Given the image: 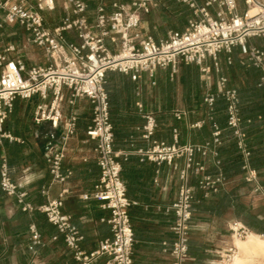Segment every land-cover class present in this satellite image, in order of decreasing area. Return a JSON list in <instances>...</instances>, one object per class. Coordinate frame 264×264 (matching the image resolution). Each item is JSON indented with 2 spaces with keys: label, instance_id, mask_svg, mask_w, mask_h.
<instances>
[{
  "label": "built area",
  "instance_id": "2783aa9c",
  "mask_svg": "<svg viewBox=\"0 0 264 264\" xmlns=\"http://www.w3.org/2000/svg\"><path fill=\"white\" fill-rule=\"evenodd\" d=\"M193 12L183 30H170L166 36L156 41L141 30L143 15L150 12L158 0H110L109 5L99 4L96 16L89 21L86 14V0H62L66 14L54 26L46 23V11L56 7V0H0V36L5 26H22L30 35L33 44L48 57L47 65L27 66L21 57L8 58L0 52V126L16 97L28 98L38 94L52 99L48 107L38 105L35 110L37 121L44 119L59 121L63 89L70 90L69 102L78 97H86L92 104L91 122L87 127L88 138L94 140V151L100 174L94 185L92 196L101 201L110 211L105 221L110 225L111 236L102 239L97 248L86 251L81 247L83 235L72 222L70 214L62 211V197L49 199L37 208L47 220L63 235V240L78 264H95L105 257L103 264H133V229L129 216L131 202L126 194V186L121 179V164L118 152L113 148V126L109 115V99L105 89V75L108 70L131 73L136 79L142 72L153 76L158 68L171 67L176 72L180 62L197 65L202 77L208 80L211 60L218 68V55L230 53L239 47L240 53L248 62L264 69V48L249 45L251 37L264 36V0H242L245 10H237V0H178ZM255 8L249 14L250 8ZM212 8H215L212 10ZM74 34L75 40L67 39L66 34ZM109 41L110 44L107 43ZM9 46L7 50H13ZM230 62V58H227ZM264 82V77L262 78ZM227 102V124L238 138V146L245 157L249 154L239 130L237 113V92L227 86V78L217 79V94ZM216 95L207 92L204 102L212 106ZM183 110H175V118L181 119ZM146 135L152 133L156 122L153 116H146ZM77 116L70 114L63 119L64 130L58 140L49 144L45 151V161L54 181H64L71 171H62V160L66 144L76 131ZM202 121L192 124L200 127ZM1 129V128H0ZM213 143L220 144V130L214 124ZM174 142L153 140L151 146L142 151L156 162L172 163L174 158L184 157L186 167L180 170V185L177 197L172 204L174 221L171 230L175 235L171 245L172 264H188L189 238L192 219L195 214L196 196L189 184V170L201 173L198 186L204 197H209L222 187L226 178L218 173H204L205 165L195 160V154L217 152L206 144H181L178 131L173 130ZM219 161L215 159V164ZM245 179H257L256 170L244 165ZM0 186L8 194L16 196L24 210L34 206L25 202V191L18 190L9 171L6 160L0 164ZM260 191V187L254 189ZM87 197V195H83ZM251 231L240 222H234L232 233L244 239ZM53 236L52 239H55ZM31 243H41V236L34 225L31 226ZM236 247H230L221 256L219 264H232Z\"/></svg>",
  "mask_w": 264,
  "mask_h": 264
},
{
  "label": "crops",
  "instance_id": "0c3cea01",
  "mask_svg": "<svg viewBox=\"0 0 264 264\" xmlns=\"http://www.w3.org/2000/svg\"><path fill=\"white\" fill-rule=\"evenodd\" d=\"M109 3L110 0L104 1L106 5ZM182 4L189 8L186 4ZM56 6L59 23L66 12L63 7L60 9L58 4ZM158 10L159 6L156 4L151 8L150 13L143 15L141 30L152 37L153 34H158L159 41L166 38L173 28L158 30L159 25H164ZM237 10L241 13L245 10L239 0H237ZM190 11L192 12L191 9ZM192 17L193 12L190 18ZM188 21L181 30L187 26ZM20 27V25L5 26L1 29L0 38L5 32ZM19 38L18 35L15 43L14 40L11 43H0V52H5L8 58L27 59L26 54L24 56L18 49L16 50L19 46ZM27 40L43 53L48 62L24 60L25 64L27 66L49 64L48 57L31 42L28 32ZM107 43L110 44L109 41ZM248 43L264 48V36L251 37ZM9 46L14 49L6 51ZM234 50L240 51L237 46ZM239 56L243 57L241 53ZM207 63L211 66L208 80L202 77L197 65L182 63L178 65L176 72H173L171 67L158 68L153 76L142 72L136 79L132 78L131 73L112 70L106 72L105 89L114 127L113 147L118 152L121 179L131 202L128 211L133 229V264H172L171 245L175 238L171 230L174 221L172 204L175 202L180 185V170L186 167L184 157L174 158L172 163L156 162L142 151L147 150L153 140L172 144L175 128H178L180 137L185 142L182 144L191 143L193 132L203 126L192 127V124L198 121L204 124L205 121L209 122L212 119L209 115L210 106L204 102V96L207 92L217 94L218 77L225 76L227 86L230 88H234L235 84L243 83L240 74L237 76L230 74L229 77V73H225L220 65L216 68L210 59ZM255 67L260 68L263 82L264 69ZM198 93L201 101L206 105L205 113L196 111L194 99ZM63 94L64 99L60 105L61 117L57 122L49 119L37 121L35 118L36 107L38 105L48 107L52 99L51 94L47 98L34 94L28 98L14 99L11 110L7 112L0 126V164L4 159L8 161L10 175L18 183V190L26 192L24 200L34 208L49 199L62 197V211L71 215L73 224L83 235L80 244L82 249L91 251L97 248L102 239L111 236L110 225L105 221L110 211L92 196L100 174L94 151L96 142L86 134L91 122L92 104L86 97H78L70 103L68 88L63 89ZM176 109L185 112L183 120L178 121L177 124H175L178 120L175 118ZM70 114L77 116L76 131L66 144L62 171L69 170L71 173L64 181L58 182L53 180L44 155L49 144L58 140L63 133V119ZM146 116H153L156 122L152 133L148 136L145 129ZM210 129L214 131L212 126ZM261 137L264 138V135ZM209 158L214 160L215 164V157L210 154ZM195 160L206 167L208 165L207 156L197 155ZM200 177L201 173L189 170L188 181L194 188L196 201L190 230L188 264H219L221 256L232 246L236 247L232 264H255L254 259L258 257L257 254L262 255L259 258L261 264H264V244L263 250L256 252L248 236L246 239H238L233 235L234 222L240 221L229 213L216 214L197 210L195 204L203 195L197 186ZM241 178H245V173L238 174L234 179ZM232 185L233 181H229L221 188L225 190ZM257 187H260V191L255 192L254 189ZM242 190L241 194L244 192ZM245 193L251 198L253 210L258 211L262 206L264 217V190L257 179L249 183ZM85 194L86 198L83 197ZM32 225L42 234L41 239L46 242L45 246L31 243ZM257 235L264 237L263 234ZM52 236L57 238L52 239ZM104 261L105 257H100L95 264H103ZM0 264H78V262L72 250L64 245L63 235L46 219L44 213L33 209L24 210L16 196L8 195L0 186Z\"/></svg>",
  "mask_w": 264,
  "mask_h": 264
},
{
  "label": "trees",
  "instance_id": "16d2710c",
  "mask_svg": "<svg viewBox=\"0 0 264 264\" xmlns=\"http://www.w3.org/2000/svg\"><path fill=\"white\" fill-rule=\"evenodd\" d=\"M104 1L105 0H86V14L89 21L95 18L97 6L100 3L104 4ZM157 5L159 6L158 14L164 22V25H159V31H164L167 27L173 28V30H181L192 16L190 9L177 0H158ZM57 12L58 9L56 6L54 10L50 11L48 17L45 14L47 25L54 26V24L58 23ZM66 36L69 40H75L76 38L74 34H66ZM153 37L158 41V34H153ZM234 49L235 47H233L232 51L228 54L221 52L218 55V66L220 65V67L225 70V73H229V77L231 76L230 74H234L235 76L240 74L243 79V83L235 84L234 88L236 89L238 98L237 113L239 116V130L243 133V142L249 154L247 157L244 156L241 148L238 146L237 136L234 135L233 129L227 124V102L225 98L220 95L216 96L212 106L209 107V115L212 119L209 122L205 121L200 130L193 132V141L191 144L203 145L208 143L209 148L217 152L215 159H217L219 163L214 164V160L209 158L210 154H207L208 165L207 167L205 165V173L210 175L221 173L226 178L225 183L227 184L229 181H233V185L228 189L225 188V190H222L220 187L217 192L212 193L209 197H204L202 195L195 205L200 212L216 214L229 213L233 218L242 222L251 232L264 235L262 206L258 211L253 210L251 198L245 193L250 182L245 178L238 180L234 179L238 174L245 173L243 166L248 165L250 168L256 170L257 180L264 190V138L261 137L264 135V83L261 81L262 72L260 68L253 66L244 56L240 57V51L237 52ZM228 57L230 58V62L227 61ZM181 63L187 64L184 62H180L179 64ZM194 100L196 111L205 113L206 105L201 101L199 93ZM258 114H260V118H258ZM182 120L183 118L178 119L175 121V124ZM214 124L220 130V144L213 143V131L210 129V126L214 129ZM177 131L179 143H185L180 137L178 128ZM255 134L257 136H255ZM197 155L201 154L196 153L195 156ZM6 162L9 167L7 160ZM241 189L244 191L242 194ZM33 210L40 211L37 207L33 208ZM39 234L42 238V234L40 232ZM37 245L45 246L46 242L41 239V243Z\"/></svg>",
  "mask_w": 264,
  "mask_h": 264
},
{
  "label": "rangeland",
  "instance_id": "374dc122",
  "mask_svg": "<svg viewBox=\"0 0 264 264\" xmlns=\"http://www.w3.org/2000/svg\"><path fill=\"white\" fill-rule=\"evenodd\" d=\"M30 1L34 3V0H30ZM239 2L241 4V7L245 8L244 3L241 0H239ZM61 3H62V0H57L58 8L60 9L62 8ZM45 14L48 17L50 14V11H46ZM143 25H145V23H143ZM18 35L20 36L19 41H18L19 46L18 48H16V50L18 49L21 54H24V56L26 54V57L28 56L27 59L26 58L24 59L25 62H48L47 58L43 55V53L39 52V50H37L35 46H33L32 44H29L27 40V31L22 26L20 27V29L5 32V35H3L2 38H0V43H4V44L11 43L12 40H14V43H15V41H17ZM257 256L258 257L254 259V262L255 264H261L262 262L259 256H262V255L257 254Z\"/></svg>",
  "mask_w": 264,
  "mask_h": 264
},
{
  "label": "bare ground",
  "instance_id": "6f19581e",
  "mask_svg": "<svg viewBox=\"0 0 264 264\" xmlns=\"http://www.w3.org/2000/svg\"><path fill=\"white\" fill-rule=\"evenodd\" d=\"M254 12H255V8H253V7L250 8L249 14H253ZM250 233H249L250 235L248 234V240H249V242L252 243V246H253L254 251H256V252L257 251H262L263 250L262 249V246L264 244V237H261V236L255 234V233H253V232H250ZM236 238H238V237H236ZM246 238H244V239H246ZM238 239H240V238H238ZM239 242H241V241H239ZM238 262H240V261H238Z\"/></svg>",
  "mask_w": 264,
  "mask_h": 264
}]
</instances>
